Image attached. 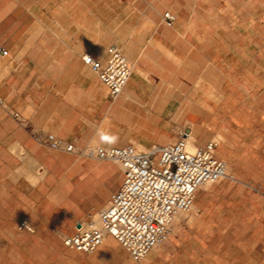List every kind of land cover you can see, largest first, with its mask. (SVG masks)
I'll return each instance as SVG.
<instances>
[{"label":"crops","instance_id":"1","mask_svg":"<svg viewBox=\"0 0 264 264\" xmlns=\"http://www.w3.org/2000/svg\"><path fill=\"white\" fill-rule=\"evenodd\" d=\"M225 8V0H0V264H264V175L254 170L264 166V64L254 50L264 33L251 12L243 45L242 22L227 23ZM112 47L133 63L116 99L82 60L104 63ZM182 132L194 145L215 140L231 175L198 189L165 241L139 261L112 236L89 252L63 244L107 203L122 171L41 146L34 133L146 150Z\"/></svg>","mask_w":264,"mask_h":264},{"label":"built area","instance_id":"2","mask_svg":"<svg viewBox=\"0 0 264 264\" xmlns=\"http://www.w3.org/2000/svg\"><path fill=\"white\" fill-rule=\"evenodd\" d=\"M173 20L169 11L163 13L162 21L166 25H172ZM82 60L97 74L110 98L116 99L133 63L117 47L110 49L104 63L91 55H83ZM186 139V132H182L175 141L146 150L126 143L86 147L81 152L76 145L45 133L43 140L48 147L83 155L86 151L87 156L113 160L123 175L120 186L110 194L107 203L90 218L77 221L73 232L63 236V244L89 252L106 236H112L130 258L139 261L165 241L175 215L189 210L195 192L228 176L226 161L215 155V140L189 148Z\"/></svg>","mask_w":264,"mask_h":264},{"label":"rangeland","instance_id":"3","mask_svg":"<svg viewBox=\"0 0 264 264\" xmlns=\"http://www.w3.org/2000/svg\"><path fill=\"white\" fill-rule=\"evenodd\" d=\"M225 1H226V8H225L226 22L229 23V18L230 17H238V19H240V21L242 22V26H243L242 27V29H243L242 43H243V45L245 43L246 44L248 43V40L246 39L247 38V33L246 32L249 31V15H250L251 12H254V15L257 18V22H256L257 23V32L259 34L264 33V0H225ZM214 4H215V2H213L212 6H214ZM213 10H215V9H213ZM227 41L231 42L233 44V41H231L228 38H227ZM257 44L258 45H257V47H254V50L257 53L258 57H259L258 58V63L263 65L264 64V55L262 54V52L264 53V35L261 36V37L260 36L258 37ZM243 47H247V46H243ZM260 56H261V59H260ZM259 92H264V84L259 88ZM259 110H264V103L259 105ZM44 134L41 135L39 133H34V138L41 146H45L47 148H50V147H48V145H46L44 143V140H43ZM178 137H179L178 134H176L174 136V139H176ZM128 143H131V142H128ZM131 144H133V143H131ZM76 146L81 150V152L85 149V147H81V146H78V145H76ZM135 147H136V145H135ZM50 149H52V148H50ZM55 150L63 151V150H60V149H55ZM71 154L76 156V157L94 158V157L85 156V155L79 154V153H71ZM245 154H247L248 156H250V155L255 156L256 155V153H252V152H247ZM94 159H96V158H94ZM103 160L111 161V162H113V163L118 165V163L113 161V160H109V159H103ZM226 164H227V173H228V176H230L231 172L229 170L227 161H226ZM254 170H255V172H259L260 174L264 175V166L259 168V169H254ZM216 182L217 181L209 183L207 185H204V186L200 187L199 189L207 187L208 185L214 184ZM95 211L96 210H94L93 212L89 213L85 219H88L91 216H93ZM188 214H189V211L187 210L185 212H181L180 216L184 217L185 215H188ZM175 222L176 221H175V218H174V224H175ZM259 238L264 239V235L260 234ZM258 256L259 257H263L264 256V248H259L258 249Z\"/></svg>","mask_w":264,"mask_h":264},{"label":"bare ground","instance_id":"4","mask_svg":"<svg viewBox=\"0 0 264 264\" xmlns=\"http://www.w3.org/2000/svg\"><path fill=\"white\" fill-rule=\"evenodd\" d=\"M186 145H187V147H189V148H191V147L194 145V144H193V136L190 135V134H188V136H187V139H186ZM134 146H135V145H134ZM141 147H142V146L136 144V148H137V149H141ZM84 153H85L84 155L87 156V152L84 151ZM180 215H181V212H179V213H177V214L175 215V221H176V222H177V220L179 219Z\"/></svg>","mask_w":264,"mask_h":264}]
</instances>
